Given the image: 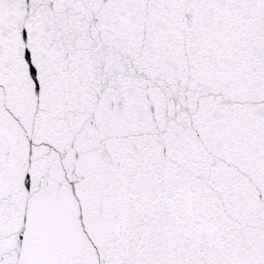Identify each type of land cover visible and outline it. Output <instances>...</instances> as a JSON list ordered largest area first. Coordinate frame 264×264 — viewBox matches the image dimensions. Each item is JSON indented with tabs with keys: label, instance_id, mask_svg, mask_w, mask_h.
Segmentation results:
<instances>
[{
	"label": "snow or ice",
	"instance_id": "snow-or-ice-1",
	"mask_svg": "<svg viewBox=\"0 0 264 264\" xmlns=\"http://www.w3.org/2000/svg\"><path fill=\"white\" fill-rule=\"evenodd\" d=\"M0 264H264V0H0Z\"/></svg>",
	"mask_w": 264,
	"mask_h": 264
}]
</instances>
